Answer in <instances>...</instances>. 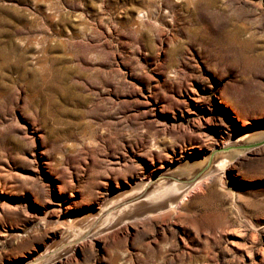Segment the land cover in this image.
<instances>
[{
	"label": "rangeland",
	"instance_id": "374dc122",
	"mask_svg": "<svg viewBox=\"0 0 264 264\" xmlns=\"http://www.w3.org/2000/svg\"><path fill=\"white\" fill-rule=\"evenodd\" d=\"M261 128L264 0H0V264H264Z\"/></svg>",
	"mask_w": 264,
	"mask_h": 264
},
{
	"label": "water",
	"instance_id": "95a60500",
	"mask_svg": "<svg viewBox=\"0 0 264 264\" xmlns=\"http://www.w3.org/2000/svg\"><path fill=\"white\" fill-rule=\"evenodd\" d=\"M264 144V128L257 129L254 132L245 133L242 136H234L233 138L228 141V145L224 146L222 149L212 152L209 154L208 159L205 161V166L197 173L193 174V171L188 172H182L178 173L175 178H173V181L169 184L167 182H161L157 185V188L159 191L155 195V199H158L160 201V208L161 209H168L172 205L167 204L165 207H163V203L167 200L164 195H161L162 191H165L167 186H171L172 184H180L182 187L181 193H178L177 199L172 202L174 204L178 199L182 198L184 194L186 193L187 189L191 187L192 184L196 183L200 176L207 173V171L212 167V162L220 157L225 158L230 157L233 154H237L239 152H242L250 147L260 146ZM196 163L192 165V167H196ZM155 181H153L154 183ZM146 191V190H144ZM155 199H151L150 202L155 201ZM75 243V242H74Z\"/></svg>",
	"mask_w": 264,
	"mask_h": 264
},
{
	"label": "bare ground",
	"instance_id": "6f19581e",
	"mask_svg": "<svg viewBox=\"0 0 264 264\" xmlns=\"http://www.w3.org/2000/svg\"><path fill=\"white\" fill-rule=\"evenodd\" d=\"M181 190H182V187L180 184H172L169 187L167 186L165 191L161 192V195H164V197H166V199H167L163 203V207H165L167 204L172 205V202H174V200L177 199L176 196H178V193H181ZM169 208H171V207H169Z\"/></svg>",
	"mask_w": 264,
	"mask_h": 264
}]
</instances>
